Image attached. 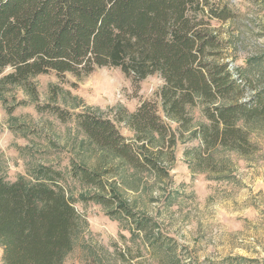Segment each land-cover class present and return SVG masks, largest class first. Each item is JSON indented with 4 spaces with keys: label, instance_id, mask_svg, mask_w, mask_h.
Returning <instances> with one entry per match:
<instances>
[{
    "label": "trees",
    "instance_id": "trees-1",
    "mask_svg": "<svg viewBox=\"0 0 264 264\" xmlns=\"http://www.w3.org/2000/svg\"><path fill=\"white\" fill-rule=\"evenodd\" d=\"M234 16L226 0H0V92L21 86L37 100L33 78L52 70L82 75L111 66L136 80L158 73L164 80L159 90L163 113L178 123V131L191 125L189 109L203 105L207 121L194 131L203 143L197 156L218 146L248 155L257 147L246 126L253 121L264 125V84L257 87L223 58L225 43L213 21ZM249 86L255 90L247 96ZM51 110L63 120L70 117L59 107ZM76 118L98 146L135 168L168 175L160 155L163 147L175 145L176 130L155 103L144 101L130 114L134 139L121 133L115 119L88 110ZM157 139L161 151L151 148ZM73 167V176L99 190L83 200H94L109 215L133 223L134 234H143L151 248L166 246L158 224L133 211L104 173ZM61 178L60 170L45 165L31 178L12 181L0 174L4 264H67L80 215ZM84 264L99 260L89 257Z\"/></svg>",
    "mask_w": 264,
    "mask_h": 264
},
{
    "label": "rangeland",
    "instance_id": "rangeland-1",
    "mask_svg": "<svg viewBox=\"0 0 264 264\" xmlns=\"http://www.w3.org/2000/svg\"><path fill=\"white\" fill-rule=\"evenodd\" d=\"M226 1L235 16L213 21L225 43L223 58L261 87L264 0ZM33 81L37 100L21 86L0 92V174L12 181L21 175L31 178L44 165L62 172L60 183L80 215L67 264H84L89 257L99 264H264L262 122L246 126L257 147L253 153L218 146L197 156L203 143L194 131L207 121L203 105L189 109L192 123L178 131V123L163 113L159 90L164 80L158 73L136 80L118 67L101 66L82 75L52 70ZM254 90L249 86L246 95ZM144 101L155 103L176 130L175 145L163 147L160 155L167 176L133 167L92 142L77 123L76 115L88 110L115 119L121 133L134 139L129 116ZM53 107L67 110L70 117L61 119ZM160 145L157 139L151 148L161 151ZM74 165L104 173L133 211L158 224L166 246L151 248L143 234H134L133 223L109 215L94 200H83L99 190L73 176ZM2 253L0 243V264ZM239 256L258 263L242 262Z\"/></svg>",
    "mask_w": 264,
    "mask_h": 264
}]
</instances>
